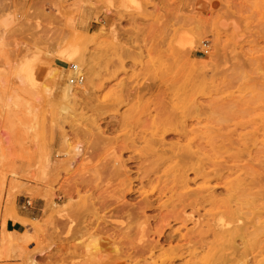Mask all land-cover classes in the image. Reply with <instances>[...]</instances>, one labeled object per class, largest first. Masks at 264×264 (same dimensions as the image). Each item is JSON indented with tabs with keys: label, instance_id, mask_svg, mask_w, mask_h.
I'll list each match as a JSON object with an SVG mask.
<instances>
[{
	"label": "rangeland",
	"instance_id": "obj_1",
	"mask_svg": "<svg viewBox=\"0 0 264 264\" xmlns=\"http://www.w3.org/2000/svg\"><path fill=\"white\" fill-rule=\"evenodd\" d=\"M72 64L85 78L71 84L69 100ZM172 83H194L193 96L205 105L183 144L201 143L210 130L214 147L202 142L217 162L264 171V0H0V264H184L206 256L142 253L136 237L145 217L115 212L123 197L138 203L157 185L131 195L109 168L129 156L133 133L150 132L144 106ZM173 130L168 141H177ZM226 132L248 150L223 147L218 135ZM206 179L228 198L227 177ZM239 206L243 221L261 216L264 225V198ZM156 224H145V240L158 239ZM253 242L264 244V229Z\"/></svg>",
	"mask_w": 264,
	"mask_h": 264
},
{
	"label": "bare ground",
	"instance_id": "obj_2",
	"mask_svg": "<svg viewBox=\"0 0 264 264\" xmlns=\"http://www.w3.org/2000/svg\"><path fill=\"white\" fill-rule=\"evenodd\" d=\"M81 12L84 16L82 18L84 22L89 13L84 8ZM64 56L69 60H76L67 52L64 53ZM79 69L83 72L81 68ZM52 71L58 73L56 70ZM71 74L74 72L72 71ZM87 74V81H89L92 78V73L88 72ZM195 88L194 83H188L184 86L176 83H172L170 86L166 85L165 91L158 98L150 100L144 106L143 112L147 119L144 120L150 128V132L143 130L133 133L129 137L128 146H126V142L129 140L124 143L126 145L123 148V150L127 148L126 151L129 149V156L127 155L126 159L121 157L116 160L118 162L113 166V171L110 168L109 170L117 174L118 179L119 176L122 177L121 183L123 182L126 193L131 195L135 192H141L147 184L155 185L156 183L157 185L152 189V195L147 193L145 198L138 203L127 201L123 197L116 202L118 207L115 212L125 214L130 221L141 216L145 217V222L140 225L141 236L136 237V243L138 242L140 245L142 253L147 250L150 255H156L158 251L159 254L171 251L177 255L185 250L195 255L198 250H201L206 252L205 263L202 261L205 257H201L184 264H262L260 262L264 256V244L253 242L264 229L261 216H254L249 221H243L244 216L239 204L246 198L255 201L259 199L261 201L264 198V190L262 189L264 171L260 169L248 171L247 165L230 167L226 161L217 162L216 158L213 157V149H209L202 142V140H207L206 142L214 147V136L210 130H207L204 135H199L201 143L195 141L197 144H194L192 137L188 143L186 142L187 144H183L182 138L187 136L190 131L192 133L195 130L192 128L196 125L194 123L203 119L199 112L205 108L203 107L205 105L199 103L193 96ZM74 90L75 88L70 82L66 83L65 92H63L65 98L74 99ZM143 93L140 90L137 95ZM95 107L97 108L98 105ZM206 107L209 111L212 110V102L206 101ZM226 107L228 108L227 105ZM144 123L139 124L145 128L146 123L145 126ZM197 123L200 124V122ZM110 125L111 122L107 123L104 129L107 131L114 127H110ZM171 125L177 128L173 130L174 127ZM168 129L170 132L173 130L172 133L177 135V141L167 140ZM218 137L224 141L225 146L223 147L227 150H231L232 146L235 145L237 154L245 153L248 150V145L242 138L237 139L233 144L232 133L230 132L220 133ZM140 142H144L145 146L140 147L138 144ZM76 149L78 148L75 147L73 152ZM130 152L133 154L130 155ZM258 153L256 151V154ZM252 154L253 152L250 151L248 155L254 157ZM234 171H245L244 174L246 175H239L236 181L228 180ZM191 173L193 177L190 176ZM110 176V178L116 177L113 174ZM214 177L223 180L227 177L228 183L224 182L226 189L223 187L226 193L230 192L228 198H220L216 194V186H212L211 182V186L207 185L208 183L203 184L205 178L209 182V179H214ZM200 178H203L201 186L193 187L192 183L198 184ZM256 188L258 191L255 190ZM226 204H229L230 207ZM223 207L226 208L224 212L213 213L216 208ZM105 209H110V206H106ZM148 210L157 213L148 216L146 215ZM202 210L206 213H202ZM226 216H229L230 219L227 220ZM150 218L157 222L152 228L153 233L158 236L155 241L144 239L145 224L147 226V223H150ZM104 222L107 224L109 220ZM172 222H177L180 226L174 229ZM188 222L193 223V227L190 229L187 228ZM183 228L186 229L185 232L182 231ZM113 236L112 234L109 235L111 238ZM238 240H240L239 244H237ZM250 240H252L251 246H249ZM174 243L175 245H173ZM165 245L169 247L164 248ZM174 262L175 260H172L165 264H174Z\"/></svg>",
	"mask_w": 264,
	"mask_h": 264
},
{
	"label": "built area",
	"instance_id": "obj_3",
	"mask_svg": "<svg viewBox=\"0 0 264 264\" xmlns=\"http://www.w3.org/2000/svg\"><path fill=\"white\" fill-rule=\"evenodd\" d=\"M72 70L74 74L69 78L71 84H81L84 81V74L80 71L77 64H72Z\"/></svg>",
	"mask_w": 264,
	"mask_h": 264
},
{
	"label": "crops",
	"instance_id": "obj_4",
	"mask_svg": "<svg viewBox=\"0 0 264 264\" xmlns=\"http://www.w3.org/2000/svg\"><path fill=\"white\" fill-rule=\"evenodd\" d=\"M9 222H7V230H11L10 228H9ZM21 226H22V224L21 223H19ZM12 231H17V232H20L19 230H17V229H13Z\"/></svg>",
	"mask_w": 264,
	"mask_h": 264
}]
</instances>
